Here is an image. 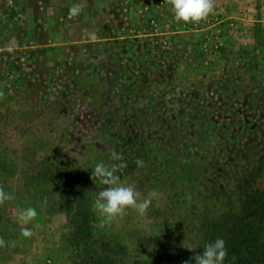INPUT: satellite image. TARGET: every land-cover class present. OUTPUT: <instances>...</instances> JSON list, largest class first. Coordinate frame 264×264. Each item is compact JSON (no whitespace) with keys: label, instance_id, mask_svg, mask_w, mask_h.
<instances>
[{"label":"rangeland","instance_id":"1","mask_svg":"<svg viewBox=\"0 0 264 264\" xmlns=\"http://www.w3.org/2000/svg\"><path fill=\"white\" fill-rule=\"evenodd\" d=\"M75 3L84 11L71 17ZM263 76L264 0H215L213 13L199 23L177 22L168 0H0V160L14 163L12 172L0 169V180L14 195L0 208V264H80L82 247L115 238L127 246L126 263L137 260L136 254L151 258L157 247L143 248L137 239L145 235V243L153 242L168 214L170 230L193 251L199 230H207L213 216L208 211L216 210V198L204 192L217 187L213 180L225 169L230 174L220 183L232 198L242 192V173L253 191L264 188V114L256 99ZM234 112L243 119L245 143L231 136L226 141L223 134L203 143L194 137L188 145L174 137L171 145L164 141L177 130L179 117L190 125L198 114L206 121ZM236 126L230 123L227 131ZM235 134L240 142L241 133ZM130 135L145 147L128 143ZM28 149H52L57 165L67 160L88 181L95 194L89 235L77 232V224L70 227L65 212L51 213L30 187L35 182L20 180L22 169L33 165ZM114 152L122 160L114 161ZM213 159L217 169L208 163ZM239 160L249 165L238 166ZM98 163L118 167L119 182L134 184L142 195L159 193L145 215L129 208L108 222L95 208L98 192L108 187L92 176ZM167 200L173 205L159 209L155 220L151 209ZM27 207L37 211L26 225L31 237L21 235L17 220ZM257 225L264 236V221ZM123 261L113 256V264Z\"/></svg>","mask_w":264,"mask_h":264},{"label":"trees","instance_id":"2","mask_svg":"<svg viewBox=\"0 0 264 264\" xmlns=\"http://www.w3.org/2000/svg\"><path fill=\"white\" fill-rule=\"evenodd\" d=\"M259 85L264 86V82ZM257 90V87H253L254 94ZM256 99H260L258 108L264 114V87L257 92ZM256 102H258V100ZM237 113L238 112H234L233 114L230 113L228 119H225L223 116L219 118L217 115L215 116L216 118L206 116V121L202 114H198L195 116V119H192L195 121L190 122V125H187V123L182 120V117H179L181 123L177 127V130L175 128V131L170 133L172 136L165 135L164 141L167 145H171V143H173L171 139L174 137V142H184L185 145V142L188 140L186 143V145H188L194 137L198 138L197 140H200L201 143H203L209 141L215 134V136L223 134L226 137V141H228L227 137L231 136L234 139V142H237L238 144L245 143L249 137L246 133V128L243 125V121H239L243 120L241 114L238 119H235V114ZM213 121L215 122L213 123ZM219 121H221L220 124H215ZM236 122V128L228 132L227 130L230 123ZM257 125L261 126L260 122ZM102 128L107 132L110 131V135L112 134L115 137L120 136V134L117 133L113 134L110 127L106 125H103ZM236 131L240 132L242 135L240 137V142V139L237 138V135L235 134ZM261 136H264V128L261 131ZM243 139H245V141H243ZM251 139L259 140V142H261L259 136H252ZM110 140L112 141L113 139ZM127 140L128 143L132 145L136 144L138 149L145 147L144 141L137 136L133 137L130 135ZM119 144L128 147L124 141H120ZM39 152L43 153L42 158L38 156V154H41ZM27 153L29 155L27 158H31L29 159V162L33 165L29 168L22 169L19 173L20 180L24 182V185H27L28 181L35 182L33 185H30V187L35 189L39 195H43L42 198L44 199V202L47 203L46 207L51 213L65 212L68 215V223L70 227L77 224L80 228L77 232L89 235L90 229L93 225L89 220L90 205L91 199H93L95 194L92 195L93 190L88 184V181H83L80 172L75 168H72V165L67 160L63 164L57 165V163L52 160V149H45V151L44 149H28ZM208 154L209 153L205 151L202 153V157L207 158ZM185 159L189 160L190 158L185 157ZM184 160L181 161L182 163L180 162L182 165L185 163ZM230 162L233 163V161ZM208 163L210 164V167L217 169L214 159L213 163L209 160ZM241 164L249 165L248 161L242 163L239 160L237 165L239 166ZM6 166L11 168L10 172H12V169H14L13 161L7 162L6 160H0V169H6L5 172H7ZM259 168H261V164L257 165L255 168L253 167V170L255 169L252 171L254 178L258 176L257 173L258 170H260ZM182 170H184V165ZM225 170L228 171V169ZM227 171L222 172V177H216L213 180V183H217L215 186L219 187L218 189L220 190H215L217 187H213L210 191V187H207L206 192H204V194L212 193L213 195H211L216 198V203H214L216 210H214V212L211 210L208 211V215L213 216L207 222L208 225L206 228L208 229L205 230L201 228V230H199V237L193 251L187 249L183 243H180L179 234H174L173 231L170 230L171 222L168 221V219H170L172 215L163 212V215L168 214V217L162 221V224L163 226L165 224V227H163L160 234L155 235L154 241L151 243H145V235H141L137 239V244H144L143 248H147V246L149 247L151 244L157 247V252L151 258L143 259L136 254L137 260L132 263H126L125 257L127 246L122 244L123 239L115 238L116 240H114L113 243L101 242L96 244V247H90L89 242L88 248L82 247L80 264H113L112 259L115 255L121 256L124 259L121 264H183L184 261L191 260L192 257L200 254L205 245L214 242L217 238L223 239L226 243L228 256L226 257L224 264H264V236L257 225L259 220L264 221V188L260 191H253L248 184L250 182L248 180L249 176H243L242 174L244 173H242L237 179L238 186L242 192L238 197L232 198L231 195L233 194L231 189L230 191L229 189H225V185L220 183V178H225L228 173L230 174V172ZM138 172L141 171L138 170ZM142 172H147V168H144ZM138 182L139 185L143 184L141 181ZM225 183H228L227 179L225 180ZM0 186L4 187L8 192L11 189V187L2 180H0ZM242 194H244L243 197ZM219 195L221 197H219ZM214 197H212L213 200ZM224 201L226 203H224ZM167 204L173 205V202L168 201L164 206L159 203V207L151 209V214L155 220H158L156 217L159 216L158 210L164 209ZM0 208H2V206H0ZM207 208L208 210L212 209L209 207ZM75 210H78V215H76L77 213ZM247 213L250 214L248 215ZM177 217L182 218V215H178ZM248 217H252L253 220H255L254 223L249 221ZM202 223L203 226L205 221H202ZM171 234H174L175 236L172 237V239H169ZM192 264H195L194 260H192Z\"/></svg>","mask_w":264,"mask_h":264},{"label":"clouds","instance_id":"3","mask_svg":"<svg viewBox=\"0 0 264 264\" xmlns=\"http://www.w3.org/2000/svg\"><path fill=\"white\" fill-rule=\"evenodd\" d=\"M174 12V18L177 22L199 23L206 20L213 13L215 8V0H168ZM84 11V7L80 3H75L70 9V16L76 17ZM2 95V93H0ZM114 161L122 160V156L118 153H112ZM139 166L143 167L144 162L138 161ZM123 166V165H121ZM118 167L108 166L104 163L95 165L92 176L100 180L108 187L99 191L95 201V208L106 217L108 222L125 213L126 209H134L140 215H145L149 207L153 203L159 193L155 190L148 192L147 195H142L134 184H123L119 182V177L116 175ZM14 199V195L8 192L4 187L0 186V206ZM37 216V211L34 207H27L19 211L17 215L18 222L22 225L21 235L31 237L33 232L26 225L31 223ZM0 246H4V241L0 239ZM228 256L226 243L223 239L217 238L214 242L204 246L200 254L195 255L191 260H186L183 264H224Z\"/></svg>","mask_w":264,"mask_h":264}]
</instances>
